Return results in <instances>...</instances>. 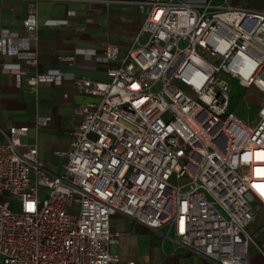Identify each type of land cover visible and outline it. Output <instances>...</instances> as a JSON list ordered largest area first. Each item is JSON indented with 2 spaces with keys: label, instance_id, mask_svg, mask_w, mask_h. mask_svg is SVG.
Segmentation results:
<instances>
[{
  "label": "built area",
  "instance_id": "built-area-1",
  "mask_svg": "<svg viewBox=\"0 0 264 264\" xmlns=\"http://www.w3.org/2000/svg\"><path fill=\"white\" fill-rule=\"evenodd\" d=\"M135 6L144 22L121 57L105 48L106 82L27 79H65L90 99L73 109L68 149L53 153L60 174L22 142L28 127H0L1 264H120L116 214L213 264L254 253L264 264V14L208 0ZM21 27L0 54L35 68L33 5ZM230 81L254 92L253 124L231 111Z\"/></svg>",
  "mask_w": 264,
  "mask_h": 264
},
{
  "label": "crops",
  "instance_id": "crops-1",
  "mask_svg": "<svg viewBox=\"0 0 264 264\" xmlns=\"http://www.w3.org/2000/svg\"><path fill=\"white\" fill-rule=\"evenodd\" d=\"M144 1L147 0H0V38L22 35L21 23L29 5H33L37 21V39L32 43L37 55L35 68L0 54V127H28L22 142L36 146L38 160L49 172L58 175L62 171L65 159L53 153L68 149L71 132L77 125L73 109L90 99L77 94L65 79L36 86H29L27 79L61 74L106 82L105 48L117 46L121 57L131 46L145 19L135 2ZM208 5L264 14V0H208ZM144 42L145 37H141L140 43ZM242 90L248 110L255 104L249 102H254V92ZM255 121L256 118L248 124ZM110 225L120 233L118 244L109 249L120 264H213L119 214L111 217ZM261 262L254 253L250 264Z\"/></svg>",
  "mask_w": 264,
  "mask_h": 264
},
{
  "label": "rangeland",
  "instance_id": "rangeland-1",
  "mask_svg": "<svg viewBox=\"0 0 264 264\" xmlns=\"http://www.w3.org/2000/svg\"><path fill=\"white\" fill-rule=\"evenodd\" d=\"M230 86V107L231 111H236L239 113L237 116L239 117L240 120H242L244 123H250L254 118H256V115L260 109V106L257 104H251L248 107V110H246V106L244 104L245 100V95L244 91L240 89L235 82L230 81L229 83ZM264 101V96H261V98ZM62 171H60L61 173ZM4 196H0V203L4 202ZM11 209L14 212H18L17 207H13L11 205ZM260 218L257 219V223H262L264 222V208L261 209L260 212ZM0 264H1V257H0Z\"/></svg>",
  "mask_w": 264,
  "mask_h": 264
}]
</instances>
